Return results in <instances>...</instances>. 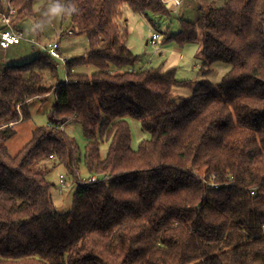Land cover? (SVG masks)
<instances>
[{
  "label": "trees",
  "instance_id": "16d2710c",
  "mask_svg": "<svg viewBox=\"0 0 264 264\" xmlns=\"http://www.w3.org/2000/svg\"><path fill=\"white\" fill-rule=\"evenodd\" d=\"M10 1L22 30L15 19L33 14L35 0ZM168 4L65 0V11L78 8L65 12L69 29L89 40L67 59L68 80L48 85L46 72L56 77L61 59L45 47L0 72V264H264V0L212 2L172 36L182 44L202 36L205 75L216 61L231 64L218 83L135 67L127 12L170 15ZM85 63L91 72L73 73ZM188 84L193 94L177 102L174 87ZM53 89L49 125L11 154L5 142L15 126ZM130 117L150 134L138 148ZM69 120L87 138L83 158L64 130ZM47 159L77 180L66 212L54 203ZM82 162L97 181L79 182Z\"/></svg>",
  "mask_w": 264,
  "mask_h": 264
},
{
  "label": "rangeland",
  "instance_id": "374dc122",
  "mask_svg": "<svg viewBox=\"0 0 264 264\" xmlns=\"http://www.w3.org/2000/svg\"><path fill=\"white\" fill-rule=\"evenodd\" d=\"M185 1H191L192 5H188V2L185 3ZM215 1L216 4L220 6L226 2V0ZM53 2L54 0H35L33 14L27 16L17 15L15 19L17 25L22 28L24 38L29 39L31 42L26 43L24 41L23 44L26 43L25 45H27V49L33 51L32 53L35 52V55H40V53H38L40 47L36 46V41L38 39L43 43L50 41L56 37L57 30L62 29L64 32L62 44L64 47L66 45L65 51H63V57L66 59H72L84 54L89 46L88 36L77 30L74 34L68 33L69 28H74L71 17L66 14H62L59 17H52L49 13V9ZM59 3L65 7V0H59ZM3 4L6 10H8V3L3 1ZM202 6L207 7V5L199 4L196 0H183L182 5L179 6H176L175 3L172 2L168 4V8L171 11L170 15H160L152 11H149V13L146 14L129 10L127 12L129 29L128 45L135 54L140 56V60L135 64V67H174L177 69L178 79L184 81L194 83L197 80L207 77L214 83L220 82L222 76L231 67V64L225 61H216L214 62V70L205 75L202 72L203 70H201L203 63L200 58L197 57L200 44L202 43V36L194 41L184 44L179 42L177 38L172 37L181 30L182 19L192 22L197 21ZM0 25L3 27L2 13H0ZM154 32L160 34L158 43H148ZM32 34H35L36 38L32 39ZM33 57V55L32 57H26L21 61H17V64H21L20 62H30L35 58ZM75 66L73 73H83L85 71L91 72V68L87 66V63ZM224 67L226 68L225 70ZM68 72V67L66 64H62V61L60 60L56 77H53L50 70L46 72L47 82L49 83L48 85L68 80ZM192 92L193 85L191 84L176 86L174 87L175 100L178 102L183 97H189ZM55 103L56 93L54 89L46 100L36 99L31 102V117L19 122L15 126L17 129L16 135L5 142L11 154L15 155L23 148V146L32 138L33 130L37 126L49 125V114ZM129 122L132 132V146L138 148L145 138L150 137V134L143 130L142 123L139 119L130 117ZM64 130L75 140L78 146V156L80 154L83 158L87 138L81 124L76 120H69L65 123ZM108 147V143L102 145L101 151L103 156H106ZM43 166L47 169L48 179L53 183L52 194L56 208L60 212L70 210L73 206L74 193L77 189V180L74 175L71 174L69 168L65 164L56 159H47L43 163ZM204 171L205 168H202L199 170V173L204 174ZM80 172L81 177H89L91 174L87 170L84 162H82ZM61 174L64 175L65 179V185L63 186L61 182Z\"/></svg>",
  "mask_w": 264,
  "mask_h": 264
},
{
  "label": "built area",
  "instance_id": "2783aa9c",
  "mask_svg": "<svg viewBox=\"0 0 264 264\" xmlns=\"http://www.w3.org/2000/svg\"><path fill=\"white\" fill-rule=\"evenodd\" d=\"M8 3V10L4 9L2 13L3 15V27L0 26V45L2 48H8L14 44L20 43L24 39L23 30L15 28L13 24V17L16 13V8L11 4L10 0H3ZM165 3H175L176 6H179L183 3V0H163ZM71 29L68 30V33H72ZM160 38V34L158 32H154L152 38L149 39L148 43L157 44ZM38 41H36L37 43ZM45 48L50 52V54L54 57L60 58L62 64H66L67 59L64 58L61 51V43L58 39H53L47 42ZM53 156V155H51ZM99 179L98 174H92L89 177H80L79 182L90 184ZM61 182L62 186L65 185L64 175L61 174ZM211 186L218 187L219 184L215 182V179L212 178L210 181ZM255 193L254 191H252ZM264 227V224H263Z\"/></svg>",
  "mask_w": 264,
  "mask_h": 264
},
{
  "label": "crops",
  "instance_id": "0c3cea01",
  "mask_svg": "<svg viewBox=\"0 0 264 264\" xmlns=\"http://www.w3.org/2000/svg\"><path fill=\"white\" fill-rule=\"evenodd\" d=\"M197 2H199V4L201 5H209L211 4L212 2H216L215 0H196ZM188 2V5H192L191 1H185V3ZM182 5V4H181ZM1 26V25H0ZM71 34H74V33H71ZM63 36H64V32L62 29L60 30H57V35L55 38L53 39H58L60 40V43H61V47H62V54H64L63 51H65V48H66V45L64 47V45L62 44V40H63ZM36 38V35L35 34H32V39ZM31 39V41H32ZM51 39V40H53ZM24 41L27 43H31L29 39L27 38H24L20 43H17V44H14L8 48H2L1 45H0V72L3 70V68L6 66V65H9V64H14V63H17V61H21L22 59H25L26 57H32V55L34 57H37L38 55H35V52L32 53L33 51H31L30 49H27V45L23 44ZM37 45L36 46H39L40 48L38 49V53H41V51L44 50V46L45 44L48 42H45L43 43L40 39L37 40ZM66 41V40H65ZM32 46V45H31ZM34 47V46H33ZM64 48V50H63ZM200 50H201V44H200V48H199V51H198V56L197 57H201V53H200ZM27 51V52H26ZM33 57V58H34ZM32 58V59H33ZM22 63V62H20ZM87 66H89L87 64ZM209 67H212V71L214 70V64H210ZM226 68L224 67V70ZM228 71V70H227ZM198 81V80H197ZM193 94V92H192ZM191 94V95H192Z\"/></svg>",
  "mask_w": 264,
  "mask_h": 264
},
{
  "label": "clouds",
  "instance_id": "9594fccd",
  "mask_svg": "<svg viewBox=\"0 0 264 264\" xmlns=\"http://www.w3.org/2000/svg\"><path fill=\"white\" fill-rule=\"evenodd\" d=\"M78 8L75 5H72L68 11H65V7L59 3V0H54L52 6L49 9V13L52 17H59L62 14H71L77 12Z\"/></svg>",
  "mask_w": 264,
  "mask_h": 264
},
{
  "label": "water",
  "instance_id": "95a60500",
  "mask_svg": "<svg viewBox=\"0 0 264 264\" xmlns=\"http://www.w3.org/2000/svg\"><path fill=\"white\" fill-rule=\"evenodd\" d=\"M21 220H28V217L21 218Z\"/></svg>",
  "mask_w": 264,
  "mask_h": 264
}]
</instances>
